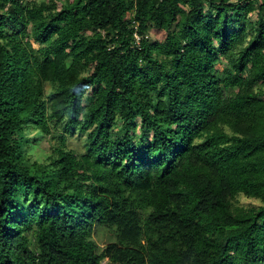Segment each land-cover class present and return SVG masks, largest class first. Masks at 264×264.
<instances>
[{"label": "trees", "instance_id": "trees-1", "mask_svg": "<svg viewBox=\"0 0 264 264\" xmlns=\"http://www.w3.org/2000/svg\"><path fill=\"white\" fill-rule=\"evenodd\" d=\"M0 264H264V0H0Z\"/></svg>", "mask_w": 264, "mask_h": 264}, {"label": "rangeland", "instance_id": "rangeland-1", "mask_svg": "<svg viewBox=\"0 0 264 264\" xmlns=\"http://www.w3.org/2000/svg\"><path fill=\"white\" fill-rule=\"evenodd\" d=\"M30 3H46L49 4L50 2H54L57 5V8L60 7V3L63 2L64 0H27ZM236 0H231V2H235ZM257 1V5H258ZM255 20V13H253L250 17V21L253 22ZM162 37V33H155V32H150L148 35V39L150 41H157L160 40ZM30 38V35L29 37ZM39 47L38 43L33 44V49L36 50ZM80 141L77 139H70V143L73 147L77 146ZM49 140L47 138H41L37 144L33 145L32 148L30 149V154L33 159L36 160H43L47 155L50 153V148H49ZM239 205L245 206V207H253L258 204V202L254 199H246L242 196L238 198ZM109 233L104 232V231H99L97 235L95 236V240L99 244L100 247L105 246V244L109 241Z\"/></svg>", "mask_w": 264, "mask_h": 264}, {"label": "built area", "instance_id": "built-area-1", "mask_svg": "<svg viewBox=\"0 0 264 264\" xmlns=\"http://www.w3.org/2000/svg\"><path fill=\"white\" fill-rule=\"evenodd\" d=\"M136 40L138 41L139 39L136 37Z\"/></svg>", "mask_w": 264, "mask_h": 264}]
</instances>
